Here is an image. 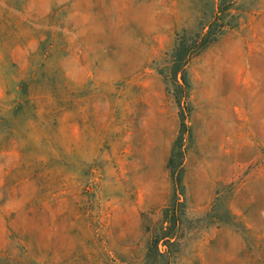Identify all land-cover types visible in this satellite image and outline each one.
Wrapping results in <instances>:
<instances>
[{"label":"rangeland","instance_id":"1","mask_svg":"<svg viewBox=\"0 0 264 264\" xmlns=\"http://www.w3.org/2000/svg\"><path fill=\"white\" fill-rule=\"evenodd\" d=\"M0 264H264V0H0Z\"/></svg>","mask_w":264,"mask_h":264}]
</instances>
